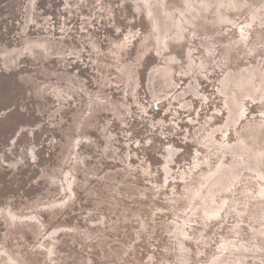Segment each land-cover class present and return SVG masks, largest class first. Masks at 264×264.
Wrapping results in <instances>:
<instances>
[{"label":"rangeland","instance_id":"1","mask_svg":"<svg viewBox=\"0 0 264 264\" xmlns=\"http://www.w3.org/2000/svg\"><path fill=\"white\" fill-rule=\"evenodd\" d=\"M0 264H264V0H0Z\"/></svg>","mask_w":264,"mask_h":264}]
</instances>
